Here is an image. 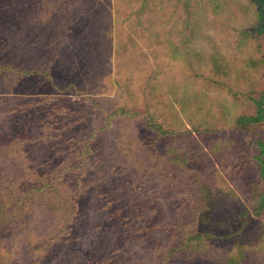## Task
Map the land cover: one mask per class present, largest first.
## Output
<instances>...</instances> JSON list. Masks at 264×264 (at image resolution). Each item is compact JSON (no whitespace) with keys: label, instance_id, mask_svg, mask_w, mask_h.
Masks as SVG:
<instances>
[{"label":"rangeland","instance_id":"1","mask_svg":"<svg viewBox=\"0 0 264 264\" xmlns=\"http://www.w3.org/2000/svg\"><path fill=\"white\" fill-rule=\"evenodd\" d=\"M264 0H0V264H264Z\"/></svg>","mask_w":264,"mask_h":264},{"label":"trees","instance_id":"2","mask_svg":"<svg viewBox=\"0 0 264 264\" xmlns=\"http://www.w3.org/2000/svg\"><path fill=\"white\" fill-rule=\"evenodd\" d=\"M258 106H259L260 115H258V117H256L255 119H250L251 121L253 120V121L257 122V121L262 119V112H264V109H262V104L261 103H259ZM261 147H262V155H263L264 154V141L261 142Z\"/></svg>","mask_w":264,"mask_h":264}]
</instances>
